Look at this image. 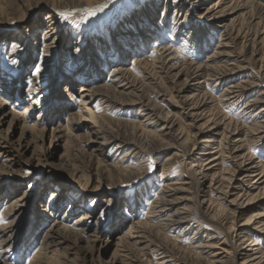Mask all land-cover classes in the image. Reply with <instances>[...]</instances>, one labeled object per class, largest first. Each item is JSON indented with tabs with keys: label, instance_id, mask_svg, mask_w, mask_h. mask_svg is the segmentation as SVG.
I'll return each mask as SVG.
<instances>
[{
	"label": "rangeland",
	"instance_id": "374dc122",
	"mask_svg": "<svg viewBox=\"0 0 264 264\" xmlns=\"http://www.w3.org/2000/svg\"><path fill=\"white\" fill-rule=\"evenodd\" d=\"M21 1L0 0V111L13 112L20 119L18 126L15 125L13 128H9L7 124H0V141L6 135L12 136L16 140L21 132V127H24L25 130L27 129L23 134V148L14 149L15 159L8 160L4 157L3 161H0V227L5 226L8 221L12 220V218L9 219L7 217V207L13 199L26 192V203L23 206L24 213L15 223L16 226L14 225L16 232L14 231L12 247L8 250L4 248V250L0 244V264H33V258L39 254L43 246L42 235L48 230L55 218L59 219L60 216L66 214L68 209L67 198L58 200L57 197L55 202L58 201L59 203L55 204L53 202V205L56 206L55 213L58 215L55 213L51 215L45 206L46 200L50 199L48 186L51 184L61 185L63 188L62 195H73L78 199V204H83L88 208L93 207V211L98 215L102 214L103 210L106 209V200H113L109 203H112L113 206L105 212V216L102 219V226L99 232L101 240L97 246L94 247L91 243L80 241L78 246L72 244L73 247L68 250L63 249L64 252H68L70 257H76L75 262L77 264H101L102 261H110L113 258L115 249L117 246L120 247L119 244L124 240L130 223H134L133 228L135 229H145L140 227L143 223L149 224L148 229H155L153 226H156L158 222L152 221L155 218L152 215L154 210L152 206L155 202H152V200L156 199L155 196L158 192H163L161 187L164 185V181H168L170 185L172 184L170 190L173 188L186 189L179 191L173 196V198L176 197L175 200L177 202L175 210L187 211L190 215L189 222L195 228L187 230L182 235H179L182 228L171 230V232L162 228V233H164L162 237L172 238L171 243L175 249L185 252L187 255L190 254V257L192 255L190 264H207L206 261L196 257V255L204 257L208 255V248L201 245V237L205 238L206 241L213 238L211 242L214 241L220 245H226L231 258H229L227 264H239V259H234V256L237 255L235 249L236 251L240 249L239 243L229 237V229L232 225L226 213L231 207L228 203L218 200L219 196L215 194L217 192L216 188L224 187L226 181L219 178L217 185L209 191L208 200L205 201H202L199 195L205 194L206 191L202 193V190L209 189L208 187L205 188L207 183L204 181L198 185L192 184L191 176L199 169L194 166L195 161L200 160L199 157L201 155L199 153L202 151L192 150L196 143L195 130L188 125L190 123L189 120L185 119L182 110L177 107L178 103L176 102L181 98H178V78H174V73H177L178 67L182 66V64L185 65L187 61L189 62V58L197 59L201 64H203L202 62L205 63L208 54L213 52L217 44L221 42L222 33L218 29L202 31L196 38L186 41V45L184 44L185 42L176 40L177 36L170 33L165 35L166 37L162 40V44L159 45V40L153 36L159 30L157 27H165L167 24L171 27L173 22L183 20L187 13L186 10H183L179 15V11L175 10L176 7L171 0L167 3L165 0L160 2L156 13L153 15L152 26L148 25L144 18L146 13H149L152 9L148 3L149 0H101L98 6L88 8L86 7L87 5L84 8L82 6H78L80 7L78 8L77 5L67 3V0H44L48 5L50 4L49 9L52 14L57 16L60 21H64L61 29L62 33H71V35L63 39L52 41L50 44L51 53L48 54L42 49L41 44L42 37L46 34L47 26L40 25L37 19L39 17L43 21L49 20V17H47L49 14L45 10L41 9L39 11L36 9L35 6L37 4L35 2L37 0H23L30 4L28 6L30 10L23 17L18 11L16 19L12 21H9L11 18H8L6 11L3 12L2 8H15L13 5L23 3ZM89 10L94 14H90ZM204 10L202 9V12ZM137 11L139 12L138 16L134 15ZM61 12L67 14V20L60 15ZM246 23V20L241 21L234 30L236 34L237 29L239 28L240 30L234 45L235 48H240L239 50L247 51L246 48L248 47L251 51L254 46L249 39L255 29H252ZM146 29L149 30L146 34L149 33L150 35L141 39L139 32L144 33ZM3 31L5 33H2ZM76 32H81L82 34L87 32V37L79 38V36L75 35ZM50 36L51 41L55 35L50 34ZM16 37L19 38V42ZM68 38L72 41L66 44L64 39ZM143 40L145 42L141 44ZM12 42H14V46ZM190 44L199 49L192 48L193 46ZM163 46L171 48L164 55V60L168 61L169 65L177 67L174 72L172 71L169 74L158 71L160 69L159 55L157 54L158 52L154 53L155 48L165 49L162 48ZM259 47H254L257 52L262 48L258 53L256 52V60L250 61L248 72H245V74L241 73L237 80L242 81L250 78L253 75L251 71L255 70L258 71L257 76L260 79V85L253 92H250V95L241 102L238 109L232 110L231 107L219 102L222 91L228 86L226 82L219 83L220 86L218 85V88L214 86L208 87V90L213 93V96H211L213 98H210L202 106L204 114L199 123H204L203 128L206 131L204 135L208 138V136L213 134V132L207 133V131L218 123L219 130L217 131L218 137H216L218 143L214 147L217 154L220 151L224 158H228L231 153L229 151L230 146L227 144L226 133H228V130H234L236 126L244 123L245 117L238 114L239 110L244 109L248 100L264 92V73L261 72L264 67L260 66L261 61L259 59L260 55L264 54V44ZM249 50L247 53L250 54ZM85 52H88L89 56L83 59ZM25 54H27L26 57H24ZM136 59L142 60L141 65L136 64ZM119 66H125L139 81L149 75L147 74L148 71H152V74L156 72L154 77L157 83L151 84V87H148L149 89L146 88V95L155 103L162 114H175L176 123L178 124H176L174 134L176 136L178 134L184 135L183 138L177 139L163 136V138H158L151 143L148 135L141 134L142 131L139 127H146L143 125L146 121L147 129L158 130L160 128V122L157 121L158 117L150 115V119L145 107L140 104L134 107L116 103L114 107L108 106V108L104 109L103 107L106 104L101 101L100 98L103 95L99 97V92V94H95L92 106H89L90 109L94 108L92 110L95 111V115H101V120L104 118L103 122L108 121L106 123L108 127L111 126L110 129H115L119 133L122 132L130 140L133 139L130 143L129 141L124 142V147L120 149L119 146L122 140L106 145L102 153L93 150V147H91L92 143L89 142V138L86 136L87 126L85 125L87 122L80 121L82 118L80 109H83V106H81L80 98H78L80 97L78 92L79 84L87 82L90 86H104L112 82V79L114 80L115 76H112V70ZM37 69H39L38 72ZM35 75L38 77L41 88L36 93L29 95L27 90L32 81L31 79ZM112 92V90L109 91V96L112 95ZM163 93L167 95L162 97L160 94ZM169 97H172L173 101L171 98L169 101ZM32 100L37 101L34 104L35 110H33L34 112L32 111L29 119H25V122L24 118L20 117L19 114L24 109L25 103H31L33 102ZM5 102H8V105H5ZM192 103L196 106L202 105L200 101ZM263 105L264 103L259 104L252 114L256 115ZM115 106L123 109L120 108L119 110ZM68 117H75L73 119L75 123L70 125ZM93 119L95 120V118ZM93 119L90 122H93ZM252 119L254 120L252 122L255 123V118ZM127 121L130 124L124 125ZM73 128L76 129L74 130ZM69 129L72 132L74 130L78 136L70 139L71 137H69L67 132ZM222 131L225 134L222 135ZM132 132H134V136L130 134ZM220 133L221 135L219 136ZM241 136L244 137V133ZM185 138L188 140H185ZM168 140L169 143L171 142L177 147L172 149L164 148ZM25 145L29 147L26 148ZM149 152H151V155H148ZM190 152L191 154H188ZM243 152L252 153L256 157L255 160L259 161L260 171L263 172L264 177V151H258L251 142H248ZM2 156L0 154V159ZM123 157L124 159L122 160ZM97 162H99L100 166ZM200 162L202 161L200 160ZM115 163L121 165L122 170L120 172H113L111 165ZM222 166L224 169L229 168L231 163L223 160ZM125 170L126 172H124ZM130 170L138 174L128 173ZM80 173L87 179L89 175L92 188L100 186L96 194L84 189V181L77 178ZM213 189L216 190L215 193ZM68 190L72 193L70 194ZM173 192L175 191L172 190L171 193ZM95 196L98 198L97 202L94 201ZM126 197L133 199L132 208L121 205V202ZM209 198L211 199L209 200ZM262 207H264V204ZM75 209L74 207L73 215L65 218L69 224H72L75 218L81 215V211H75ZM255 211H258L257 208H252L245 216H250ZM149 214L152 219H149ZM187 224L182 227L187 226ZM196 229L197 232L200 229V233H195ZM141 230H138L139 233L134 232V235H140L143 231ZM152 232L154 233V231ZM152 232L150 231V233ZM173 236H178V238ZM150 238L154 239L153 236H150ZM253 238L252 236L251 239ZM260 240L258 239V242L262 243V240ZM262 245L264 247V243ZM140 247L142 245H139ZM60 250L62 251V249ZM162 252L163 250L157 249V247H152L151 250L146 249L143 252L144 260L142 262H136L137 258L135 256L137 255L133 250L132 255L134 257L127 256L129 257L127 258L126 256L117 255L116 258L119 264H158L160 263V256L166 255V253ZM168 254L170 256L165 257V260H168L167 264H184L171 252H168ZM169 259L171 260L169 261Z\"/></svg>",
	"mask_w": 264,
	"mask_h": 264
},
{
	"label": "bare ground",
	"instance_id": "6f19581e",
	"mask_svg": "<svg viewBox=\"0 0 264 264\" xmlns=\"http://www.w3.org/2000/svg\"><path fill=\"white\" fill-rule=\"evenodd\" d=\"M161 1L162 0H149L148 3L151 5L152 9L149 13H146V15L144 16L148 25L152 26L153 15L156 13L157 7L159 6ZM168 1L170 0H165L166 3ZM171 1L173 2V5L176 7L175 10L177 12L179 11V15L180 12H182L183 10H186L187 13L183 20L175 23L173 22V25H171V27L168 24H167L168 26L166 25L165 27H157L159 28L158 30L159 32L154 31L155 35L153 34V36H155V39L159 40L158 43L159 45L162 44V40L166 37L165 35H168L170 33H173L174 36L175 35L177 36L176 40H180L183 43L185 42L184 43L185 45H186V41H190V39L196 38L198 35L201 34L202 31L204 32L209 29H218V31L222 33L221 42H219L217 46L215 45L216 47L214 51L209 53L208 57L206 56L207 60L205 63L202 62L203 64H201L200 61H197V59L189 58V62L187 61L185 65L182 64V66L178 67L177 73L176 72L174 73L175 76L174 78L176 79L178 78L177 81L179 82L178 98H181L179 99L178 102H176L178 103L177 107H179L182 110V114L184 115L185 119L189 120L190 123H188V125H190V127L193 130H195L196 143L193 146L192 150L202 151L199 153L201 155L199 158L202 162H200V160L195 161L196 163L194 166H197L199 169L195 174H193V176H191V180L193 182L192 184L198 185L199 183L204 181L207 183V184L205 183L206 184L205 188L208 187L209 189L202 190V193L206 191L205 194L199 195L201 200L205 201L208 200L209 191L212 189V187L217 185V181L219 178H221L222 180L224 179L226 181V185H224V187L216 188L217 189L216 193H215L216 191L215 189H213L214 191L213 190L212 191L215 194H218L219 196L218 200L228 203V205L231 207V209H229L227 213L225 212L227 218L231 220V225H232V227L229 229V237L237 241L239 243V248H240L239 251H236L235 249L237 255L234 256V259L236 260L239 259L240 261L239 264H264V247H262L263 246L262 244L264 243V207H262V205L264 204V177H263V172L260 171L259 161L255 160L256 157L252 153L243 152L244 147L248 142H251L258 151H264V105L259 109L256 115L252 114L253 110L259 104L264 103V92H262L263 94L260 93V95H258L257 97L248 100L246 102L244 109L239 110L238 114L245 117L244 120L242 118L244 123H242L239 126H236L234 130L227 129L228 130V133H226L227 134L226 136L228 138L227 144H229L230 146L229 151L231 152L228 158H224L223 154H220V151H218L217 154L215 150L216 148L214 147L215 144L218 143L217 142L218 140H216V137H218L217 131L219 130L218 123H216L214 127H211L212 129H209L207 131V133L213 132V134L208 136V138H206L204 135V133H206V131L204 130L205 128H203L204 123L203 124L199 123L202 120V116L204 114L203 112L204 110L202 109L203 104H206L210 98H213L211 97L213 96V93L211 92V90L210 91L208 90V87L214 86L218 88L220 86L219 83H223V82L228 83V86L226 87L225 90L222 91L221 93L222 95L219 97L220 98L219 102L224 103L228 107H231L232 110H237L241 102L244 99H246L248 95H250V92H253L255 89L259 87L260 79L257 76L258 71L255 70L251 71L253 75L246 80L239 81L237 79L241 73L245 74V72H248V69H250V61L256 60L255 58L257 56V53L259 52V50L262 49V48L259 49L257 52L254 47L255 46L261 47V45L264 44V0H171ZM21 2L23 3L19 2L20 4H17L16 2L17 5L15 4L13 5L15 6V8L11 6H10L11 8L8 9H6V7L2 8L3 12L6 11L8 18H11L9 21L16 19L18 15V11L19 13L22 14L23 17L26 15V12L30 10L28 9L29 8L28 6L30 4L26 3V1L24 2L23 0ZM35 3L37 4L35 6L36 9H38L39 11L41 9L45 10L49 14L47 16L49 17V20L43 21L42 19H40L43 21V23L42 24L40 23V25L47 26L46 34L42 37V41H41L42 49L49 54L51 53L50 44L52 43V41L54 42L55 40H58L60 38L63 39L66 36L71 35V33L70 34L62 33L61 29L63 28L62 24H64V21H60V19H58L57 16L52 14V11H50L49 9L50 4L48 5V3H46L44 0L42 1L37 0V2ZM67 3L77 5V7L82 6L83 8L87 5L86 7L88 8V7L98 6L101 3V0H67ZM202 9L205 10L202 12ZM138 13L139 12L137 11L134 15L138 16ZM245 20L247 21L246 24L248 26L252 27V29H255L252 36H250V39L248 38L249 40L252 41L254 46L253 48H251V51L248 49V47L246 48L247 51L239 50L240 48L237 49L235 48L234 45V41L240 34L239 28L237 29V34L235 33L234 30L236 29L237 25L241 23V21H245ZM146 30L144 31V33L141 31L139 32L141 34V39L142 38L144 39L145 36L149 37L150 34L149 33L146 34V32H149V30L147 31ZM2 33H5V31H3ZM76 33L75 35L79 36V38L87 37L86 34L87 32L85 34L84 33L82 34L81 32H76ZM50 34L55 35L51 41H50V37H51ZM16 40L19 42V38L16 37ZM64 40H66L64 41L66 42V44L72 41L70 38ZM144 42L145 41L143 40V43L141 44H144ZM13 44L14 42H12V45ZM190 45L193 46L192 44ZM162 48L165 49H159V48L154 49V53L156 54L158 52L157 54L159 55L158 61L161 70L159 69L158 71H162L169 74L172 71L174 72L177 67L169 65V62L164 60L165 59L164 55H166L167 51H169L171 48L164 46ZM192 48L199 49L196 48V46H193ZM248 50L250 51V54L247 53ZM26 56L27 54L24 55V57ZM88 56L89 53L85 52L83 54V59ZM259 59L261 61L260 66L264 67V54L260 55ZM135 62L136 64L141 65L142 60L136 59ZM112 71H113L112 76H115V78L113 77L114 80L112 79V82H109L108 84L99 87L90 86L87 84V82H85L79 84V88H78V92L80 95V97H78L80 98L79 102L81 106H83V109L82 108L80 109L82 115L80 121L87 122L85 125L87 126L86 136H88L89 142L92 143L91 147H93L94 151L98 153H102L106 145L110 144L111 142L113 143L117 140H122L119 146L120 149L124 147L125 145L124 142L126 143L129 141L130 143L132 142L133 139L131 137L132 139L130 140L128 137H125V135H123L122 132L119 133V131L117 132V130L115 129H110L111 126L108 127L106 123L108 121L103 122L102 120L104 118L101 120L100 119L102 118L101 115L96 116L95 111L92 110L94 108L90 109L89 106L93 103L95 94L97 95L99 94V92H100L99 97L103 95L100 98L101 101H104V103L106 104V106L103 107L104 109L108 108V106L114 107L116 103L121 105L125 104L126 106H134V107L137 104H140L142 107H145L147 114H149V118L150 115L158 117L159 119L157 121L160 122L159 125L160 128L158 130L153 131L152 128L147 129L148 125L146 124V121L143 124L146 127L143 128L141 126H140L141 128L139 127V129H141L142 131L141 134H144L146 136L148 135L151 143H153L152 141H155L158 138L159 139L163 138V136L174 137L177 139L183 138L184 135L178 134L176 136L174 134V130L176 129V124H178L176 123V119L174 116L175 114H171V113L162 114L159 108L155 105V103L152 102L146 95V91H147L146 88H148L149 86L151 87V84L157 83L156 78L154 77L156 72H154L155 74H152L153 73L152 71L151 72L148 71L147 74L149 75L146 78L144 77L143 78L144 80L142 79L143 81L142 80L139 81L138 78H136L125 66H119ZM261 72L264 73V68L261 69ZM31 80L32 81L30 83L29 89L27 90V94L29 95L36 93L37 90L41 88L38 81V77L36 75ZM214 87H212V89H214ZM111 90L113 92L112 95L109 96L110 95L109 91ZM160 95L164 97L167 94L163 93ZM170 98L172 100V97H169V101ZM32 101L33 102L31 103L30 102L25 103L24 109L22 110L21 114H19L20 117L24 118L23 120L25 122H26L25 119H29L32 115V111L35 110L34 104L37 103V101L36 100L35 101L32 100ZM194 101H200L202 105L196 106L192 103ZM98 103L100 104V102ZM5 105H8V102H5ZM117 108L120 110L121 107H117ZM74 118L71 117L69 118L68 123L70 125L75 123L73 120ZM93 118H95V120ZM252 118H255L256 121L255 123L252 122L254 121ZM92 119L93 122H90L92 121ZM19 120H20L19 117H16V115L13 112L0 111L1 125L7 124L9 128H13L15 125L19 123ZM126 124L129 125L130 122L127 121V123L125 122L124 125ZM20 130L21 132L16 140H14L12 136L10 137L6 135V137L3 138L2 141H0V149H1L0 154L3 155L0 161H3L4 157L7 158L8 160H14L15 159V155L13 154L14 149L15 150L16 148L20 149V147L23 148V143H22L24 138L23 134L24 131H26L27 129L25 130L24 127H21ZM74 130L73 132L70 129L69 131H67L69 137H71L70 139H72V137L78 136ZM31 132L33 131L31 130ZM242 133H244L245 135L244 137L241 136ZM130 134L134 136V132ZM223 134L225 133L223 132L222 135ZM220 135L221 133L219 134V136ZM185 140L188 139L185 138ZM28 147L29 146L27 145L26 148ZM165 147L166 149H172L177 146H175L171 142L169 143L168 140L167 143H165L164 145V148ZM191 152L188 154H191ZM150 153L151 152H149L148 155ZM123 159L124 157L122 158V160ZM223 160H227L229 163H231V167L224 169V167L222 166ZM97 164H99V162H97ZM111 167L114 170L113 172H117V171L120 172V170H122L121 165H119L118 163L111 165ZM124 172H126V170ZM132 172L133 175L138 174L137 172L131 170L128 173L131 174ZM77 178L81 181H84L85 184L84 189L86 191L89 192L91 191V193H95V194L99 191L98 190V188L100 187L99 185L96 186L95 188H92L90 186L91 181L89 180L91 178H89V175L87 179L83 174L80 173L79 177ZM163 183L164 185H162L161 187V190H163V192L162 191L158 192V194H156L155 196L156 199L152 200V202L153 201L155 202V204L152 206V209H154L152 215H154L155 218H153L152 221L158 222L157 225L153 224L156 225L153 226L155 227V229H152L153 228L152 227L151 228L152 230H150L148 229L149 224L143 223L141 226L139 225L141 228H145L142 229L143 230L142 231L139 227H138L139 229L133 228L134 223H130L129 229L126 232L124 240L121 239L122 243L119 244L120 247L117 246L115 249V255L113 256V258L110 259V261L109 260L102 261L101 264H119V261L117 260L116 256L121 255L126 257L127 256L134 257V255H132V250L137 255L135 256L137 258V259L135 258L136 262H142V260H144V256H143L144 250L146 249L151 250L152 247H157V249L159 248L163 250L162 253H166L165 256L164 255L160 256L162 260L161 258L158 257L160 259L159 261L160 263L158 264L168 263V260L167 259L165 260V257L170 256L168 252H171L174 256H176V258H179V260L184 262V264L185 263L190 264V258H192V255L190 257V254L187 255L185 252H181L180 250L175 249L171 243L172 238L162 237V235L164 234L162 233V228L169 232H171V230L182 228L179 235L184 234L187 230L195 228V226L189 222L190 215L187 211L183 212L180 209L175 210L177 202L175 200L176 197L173 198V196L176 195L179 191L186 189L173 188L170 190V186L172 187V184L170 185L168 181L167 182L164 181ZM48 188L50 190L49 193L50 199L46 200L47 202L45 203L46 204L45 206L47 207L49 213L51 215L55 213L56 206L53 205V202H55V199L57 197L58 200L63 198L68 199V206H67L68 209L64 216H60L59 219L55 218L54 222L51 223V226L48 228V230L42 235L43 246L39 254L33 258L34 259L33 264H60V263L77 264L75 262L76 257H74L75 259L73 257H70L68 255V252L67 253L64 252L63 249L68 250L69 248L73 247L72 244L78 246V244H80V241L82 242L85 241V243H91L94 247L97 246L101 240L99 236V232L102 226L101 225L102 219L105 216V212H107L108 209L113 206L112 203L109 204L113 200L107 199L106 209L103 210L102 214L98 215L96 214V212L93 211V207L88 208L85 207L83 204H78V199L75 198L73 195L72 196L64 195V194L62 195L63 188L61 185L51 184L50 186H48ZM172 190L175 192L171 193ZM68 192L70 194L72 193L70 190H68ZM25 195L26 192L21 196L13 199L7 207V215H8L7 217L9 219L12 218V220L8 221V223L5 226L0 227V244L2 245L1 247H3V249L5 248L6 250H8L13 245L14 231H15L14 225L24 213L23 206L26 203ZM168 197L171 198L168 199ZM210 199L211 198H209V200ZM94 201L96 202L98 201V198L96 196L94 197ZM57 203L59 202L56 201L55 204ZM133 203L134 201L132 198L126 197L121 202V205H125L126 207L132 208ZM74 207L76 208L75 211L76 210L81 211V215L77 216L72 224H69V222H67L65 218L73 215ZM252 208H257L258 211H255V213L246 217L245 216L246 213L249 212V210ZM150 218L152 219V216L149 214V219ZM186 223H188L187 226L182 227ZM138 230L142 231L141 232L142 235L141 234L138 236L134 235V232H138ZM150 231L151 232L154 231V233L153 232L150 233ZM198 232L200 233V229H198ZM198 232L196 229L195 233ZM150 236H153L154 239H151ZM252 236L254 237L253 239H251ZM173 237L178 238V236L177 237L173 236ZM127 238L128 240H126ZM257 238L261 239L262 243L258 242ZM212 239L213 238L207 239L206 241L205 238L202 237L200 238V241L202 242L201 245H203V247L208 248L207 249L208 255H206L205 257L196 255V257L203 261H206L207 264H227L230 258V252L228 247L223 243H221L223 245H220L219 243H215L214 241L211 242ZM209 241L211 243H207ZM106 243L108 244L107 241ZM66 245H71V246L66 247ZM139 245H142V247L139 248ZM60 249H62V251ZM216 249L218 250L216 251ZM170 260L171 259H169V261Z\"/></svg>",
	"mask_w": 264,
	"mask_h": 264
},
{
	"label": "snow or ice",
	"instance_id": "6c2138e0",
	"mask_svg": "<svg viewBox=\"0 0 264 264\" xmlns=\"http://www.w3.org/2000/svg\"><path fill=\"white\" fill-rule=\"evenodd\" d=\"M89 13H90V14H94V13H92V12H91V10H89ZM60 15H61V16H62V17L65 19V20H67V19H68V16H67V14H65V13L61 12V13H60ZM37 22H38V23H41V24L43 23V21H42V20H40V19H39V17H38V19H37ZM38 71H39V69H37V72H38Z\"/></svg>",
	"mask_w": 264,
	"mask_h": 264
}]
</instances>
